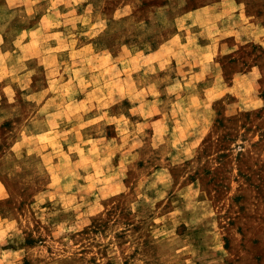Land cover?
Instances as JSON below:
<instances>
[{"label":"rangeland","instance_id":"1","mask_svg":"<svg viewBox=\"0 0 264 264\" xmlns=\"http://www.w3.org/2000/svg\"><path fill=\"white\" fill-rule=\"evenodd\" d=\"M83 1L110 51L63 65L0 37V264H264V0Z\"/></svg>","mask_w":264,"mask_h":264},{"label":"crops","instance_id":"2","mask_svg":"<svg viewBox=\"0 0 264 264\" xmlns=\"http://www.w3.org/2000/svg\"><path fill=\"white\" fill-rule=\"evenodd\" d=\"M83 2V0H0V19L6 17L9 20L5 25L0 23V37L8 35L12 36V46L9 50V57L25 55L24 59H27L31 57L27 55V53L34 52L40 56L48 55V57L52 60L56 59L62 62L60 64L67 65L70 62H66V60L71 59V57H74L77 54L79 55L83 51L100 52L104 51L103 49L109 50L107 47H96L98 39L95 41L99 34L101 35L100 32L106 28L109 16L105 13L96 12L97 9L94 5ZM229 2L230 1H228V3ZM121 5L122 6L118 8L121 11H124L121 15H127L128 9L126 6L129 4L127 2H123ZM223 6H225V3H223ZM5 9H7L6 11H9V14L11 15H4L5 17H1V14L6 13ZM16 10L22 11L24 15H16ZM205 10L209 11V8L201 6L181 14L180 17L184 16V18L189 21L192 16H196L199 13L204 14ZM223 11L224 9L222 8L221 11L217 12L220 17L223 16ZM203 14L201 16H203ZM214 16L217 17L216 14H214L213 17ZM11 20L14 22L10 25ZM217 26L219 28V32H224L226 34L225 36H230L236 32L234 24L232 25L231 20L229 21V19L222 21ZM205 29L206 28H204V30ZM192 35L194 34H187L186 32L183 33L184 38L186 37L187 39ZM213 35L216 37H211ZM213 35H207L206 39L203 41L199 38H197L194 43L192 41L191 43L193 44L194 49L191 48L190 51L209 52L211 50V43L214 39L219 38L221 33L218 34L217 32ZM180 36L181 34L179 35L177 31L168 39L167 43L162 42L157 47L145 52L142 49L133 50V52L148 56L159 55V57L163 59L165 56L162 55V50L168 47V43L171 40L174 41L176 39H180ZM51 38H57V40L53 41ZM198 41L199 44H197ZM187 46L189 45L184 46L185 49L183 50H188L190 48ZM58 50L67 51L69 58L59 60L58 54L53 57L52 53L54 51H56L55 53H58ZM122 50L129 51L130 49L124 47ZM91 52L89 56L86 54V59L83 63L71 62L73 68L72 74H68L67 77L60 80L61 84L75 83L77 74L81 75V71L85 68H87V72L83 71L84 76L87 75L91 77L94 75L91 68L93 64V56ZM96 54L97 53H93V55ZM108 54V56H111L110 53ZM104 57L107 59V56ZM95 77H98V75H95ZM81 97L82 95L76 97V99ZM81 100L82 99L76 101ZM1 194L2 191L0 188V195Z\"/></svg>","mask_w":264,"mask_h":264}]
</instances>
